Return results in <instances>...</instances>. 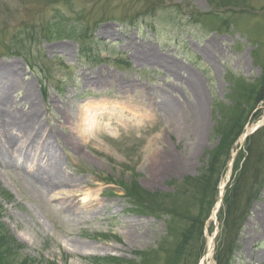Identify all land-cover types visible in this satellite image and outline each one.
I'll use <instances>...</instances> for the list:
<instances>
[{"label": "rangeland", "instance_id": "rangeland-1", "mask_svg": "<svg viewBox=\"0 0 264 264\" xmlns=\"http://www.w3.org/2000/svg\"><path fill=\"white\" fill-rule=\"evenodd\" d=\"M213 1L0 0V65L15 67L20 83L7 94L10 110L21 117L29 108L25 85L33 86L38 135L72 179V186L47 190L26 162L0 165L3 264H142L144 254L156 253L158 264L167 263L183 224L173 231L166 216L144 214L124 186L177 196L219 143L217 106L233 107L235 92L255 89L264 70V0ZM196 106L205 118L198 136L186 129ZM72 113L81 120L77 132ZM263 127L264 103L245 134ZM30 150L34 160L42 154L39 145ZM252 209L232 264H264V186ZM217 216L205 223L199 246L190 245L196 264H214L207 251L220 243L224 212Z\"/></svg>", "mask_w": 264, "mask_h": 264}, {"label": "trees", "instance_id": "trees-1", "mask_svg": "<svg viewBox=\"0 0 264 264\" xmlns=\"http://www.w3.org/2000/svg\"><path fill=\"white\" fill-rule=\"evenodd\" d=\"M244 90L247 91V95L245 91L235 92L232 98L233 107L229 108L224 104L217 106L219 115L221 114V120L216 128L219 143L208 153V162L201 175L193 179H185L177 196L142 193L136 183L124 186L136 208L144 214L156 218L166 216L173 231L177 223L183 224L182 229L180 226L177 227L180 230L179 236L174 234V237L178 238L175 239L177 243L170 246L168 261L165 264H183L187 260L191 264L197 263L198 257L193 256H196L198 250L190 248V245L199 246L203 240L205 223L211 216L222 176L233 159L235 147L244 133V127L252 112L264 103V70L256 88L245 87ZM263 134L264 127L248 137L243 149L235 157L232 179L226 189L221 209L224 212V224L219 238L220 243L216 248V264L234 262L236 252L241 248L239 235L243 224L251 214L252 204L260 198L261 188L264 186ZM210 194L212 195L209 196ZM181 195L183 202L178 201ZM209 197H212L210 202ZM1 239L5 240L2 237ZM2 244H0V264L8 260L7 252L1 249ZM157 255L158 253L152 257L144 254L142 261H146V264H158L161 261L157 259ZM112 259L102 261L107 264H119L121 261L118 258ZM142 261L139 260L140 263Z\"/></svg>", "mask_w": 264, "mask_h": 264}, {"label": "bare ground", "instance_id": "bare-ground-1", "mask_svg": "<svg viewBox=\"0 0 264 264\" xmlns=\"http://www.w3.org/2000/svg\"><path fill=\"white\" fill-rule=\"evenodd\" d=\"M211 44L214 48L215 43L213 40H211ZM166 62L171 63L167 60ZM172 68L174 71L177 69L174 62ZM2 74H5L8 79L6 82L0 81V89L3 90L0 92V94L2 93L0 95V165H12L14 167H18L19 163L21 165L20 161L26 162V164H28L26 167L33 166L37 169L34 171V177L36 181L39 184L45 186L47 190H53L55 188L57 189V187L60 188L72 186V179L63 173L60 162L55 156V149L48 145V138L43 139V135H38L39 129L37 128L38 124L33 110L37 107V97L34 87L30 84L29 87L25 85L23 100L28 102L29 108L25 112L23 111L21 117L18 118L17 115L15 116L10 110L12 106L7 94L12 89L19 86V75L16 72L15 67L0 65V80L4 78ZM104 80V77H102L100 80L98 79L97 83L101 86L103 84L102 81ZM128 86L133 87L132 84H129ZM193 87L196 88L197 86L193 85ZM171 107L172 114L179 113V110L174 105H172V103ZM68 116L69 119L76 124L75 127L77 126V132V130H79L81 120L75 118L73 113L71 115L68 114ZM190 118L191 124H189V127H186V129L189 130L192 135L198 136L201 133V129H203L205 126V118L202 107L196 106L192 110V113L188 119ZM32 130L36 132L34 135H32ZM245 133L243 135L244 138L249 135ZM19 136H21L24 141L23 145H19L18 143L17 137ZM38 140H40V142ZM37 145H39L42 154H40L34 160L30 155V149L36 147ZM153 150L156 154L157 149ZM155 159L156 158H154V161ZM227 186L228 184H226L223 188L227 189ZM99 206V202L96 201L92 202L90 207L91 210H93ZM71 210L73 212H77L80 209L71 208ZM218 211L219 208H217L215 212L216 216L218 215ZM131 227L132 224L129 226V228ZM211 243L209 244L210 247Z\"/></svg>", "mask_w": 264, "mask_h": 264}]
</instances>
